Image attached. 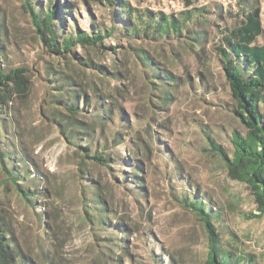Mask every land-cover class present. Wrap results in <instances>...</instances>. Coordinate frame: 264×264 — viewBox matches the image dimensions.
Returning a JSON list of instances; mask_svg holds the SVG:
<instances>
[{
	"label": "rangeland",
	"instance_id": "374dc122",
	"mask_svg": "<svg viewBox=\"0 0 264 264\" xmlns=\"http://www.w3.org/2000/svg\"><path fill=\"white\" fill-rule=\"evenodd\" d=\"M36 1L41 6L46 2ZM66 1L72 3L70 17L66 14L71 27L87 31L92 23L108 27L113 22L106 0ZM125 1L138 10L163 14L203 8L207 12L202 15L208 19L203 22L197 17L188 24L190 30L204 32L203 42L190 47L184 31L182 37L157 41L143 35L130 38L115 30L103 41L104 46L116 47L115 51L77 44L71 53L58 55L42 45L25 0H0L5 62L9 68L26 70L25 85L9 91L7 113L1 115L7 125L5 130L0 127V143L5 137L20 149L29 169L41 175L37 186L44 191L38 193L31 207L6 180L0 164V216L23 253L38 264H155L151 243L175 264H206L208 247L201 222L169 191L165 170L176 173L177 169L223 211L224 222L237 236V245L253 253L258 264H264V216L248 215L258 212L252 190L208 150L205 137V133L212 137L229 158L232 131H245L230 110L234 100L217 48L223 44L224 35L244 22L245 13L255 7L260 10L262 33L254 43L264 44V0ZM135 49L180 79L153 85ZM76 57L100 66L106 73L82 65ZM44 67L52 68V77L69 75L73 83L68 88L85 93L90 107L95 102L109 104L112 125L123 115L128 125H121L119 131L127 133L125 141L113 145L109 139L104 155L139 163V192L120 184L116 170L131 174L129 162H115L112 171L80 158V151L64 138L52 115L69 112L55 101L58 90L51 87L57 82L49 83ZM88 111L74 116L89 121L90 108ZM159 149L165 150L164 159ZM94 194L106 213L114 217L112 223L126 227L125 249H109V241L100 239L109 237L108 233L86 219L85 210L90 211L86 198H96Z\"/></svg>",
	"mask_w": 264,
	"mask_h": 264
},
{
	"label": "trees",
	"instance_id": "16d2710c",
	"mask_svg": "<svg viewBox=\"0 0 264 264\" xmlns=\"http://www.w3.org/2000/svg\"><path fill=\"white\" fill-rule=\"evenodd\" d=\"M106 1L111 9L113 22L108 27L103 23L99 26L92 23L87 31L77 26L71 27L66 22V14L70 17L69 11L72 7V3L66 0L63 2L46 0L43 6L36 0H25V8L31 15L42 45L47 51L58 55L71 53V47L77 44L96 45L115 51L116 47L103 45V41L111 37L115 30L130 38L143 35L157 41L182 37L184 31L185 37L191 41L187 43L190 47L200 45L204 40L203 31L188 28V24L193 22V19L196 21L197 17H201L203 22L208 19L202 15L207 12L203 8L163 14L138 10L125 0ZM259 13L258 7L247 11L245 21L229 30L224 35L223 44L217 48L220 65L228 82L230 95L234 100V105L230 110L237 116L245 131L244 133L232 131L230 142L233 152L229 158L225 150L205 133L208 150L219 157L235 179L246 183L251 188L258 211L257 214H248L253 218L264 216V44L254 43L256 37L262 33ZM3 48V40L0 37V127L5 130L7 119L1 115L7 113L9 91L13 86L20 88L25 85L24 72L26 70L21 67L9 68L5 62ZM135 50L141 65L148 71L146 73L148 80L153 85L159 87L168 84L167 81L173 82L180 79L156 67L142 50ZM76 60L86 67L97 68L102 73H106L103 68L100 69V66L91 62L86 63L78 57ZM43 71L49 83L57 82L54 86H50L51 89L58 90L55 101L62 104L69 112V114L57 112V116L52 115L64 138L80 151L79 156L84 160L94 161L110 169L115 162L120 164L129 162L132 167L129 172L131 174L119 168L116 170L117 175H120L121 185L139 192L142 189L139 184L141 178L137 174L140 170L139 163L135 159L133 161L122 159L121 161L111 158L108 154L104 155V150L109 147L107 143L109 139L113 145L125 141L124 136L127 133L119 131L121 125H128L123 115H119L117 123L112 125V109L109 104L95 102L90 107L85 93H81L79 89L68 88L73 83L69 75L52 77L51 67H44ZM112 75H116L115 72ZM198 77L203 79L201 73H198ZM198 85H200L199 82ZM88 108H90L89 121H81L74 116L78 112H89ZM128 129L133 131L131 127ZM106 132L110 134L109 137L105 135ZM149 137L152 139L151 134ZM4 139L6 140L0 143V164L6 180L14 185L16 192L28 205L34 207L38 193L44 192L37 186L41 175L36 170H30L27 157L20 149H15L7 138L4 137ZM136 139H139L138 136ZM164 155H166L165 150L159 149V156H163L164 159ZM166 162L170 164L171 161ZM175 170L176 173L165 170L169 191L182 207L195 214L201 222L208 247L206 264H258L253 253L237 245V236L224 222L223 211L213 204L207 194L201 192L187 179L182 178L177 169ZM94 197L96 198H86L89 201L87 207L90 210H85L86 219L91 225H96L99 230L108 233L109 237L100 239L109 241V249L112 251L125 249L126 240L123 235L126 227L118 222L112 223L110 219L114 217L106 213L107 209L101 203L99 196L94 194ZM223 236L226 237L225 240L222 239ZM151 249L155 264H175V260L167 258L165 252L160 249L156 251L153 243H151ZM0 264H38L31 256L23 253L13 237L12 230L1 216Z\"/></svg>",
	"mask_w": 264,
	"mask_h": 264
}]
</instances>
